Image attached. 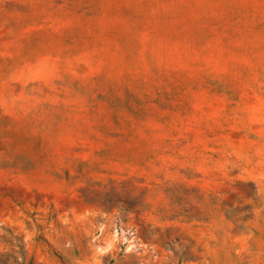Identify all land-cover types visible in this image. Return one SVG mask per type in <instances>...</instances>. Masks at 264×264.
<instances>
[{
  "label": "rangeland",
  "instance_id": "obj_1",
  "mask_svg": "<svg viewBox=\"0 0 264 264\" xmlns=\"http://www.w3.org/2000/svg\"><path fill=\"white\" fill-rule=\"evenodd\" d=\"M0 264H264V0H0Z\"/></svg>",
  "mask_w": 264,
  "mask_h": 264
}]
</instances>
